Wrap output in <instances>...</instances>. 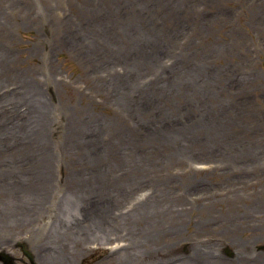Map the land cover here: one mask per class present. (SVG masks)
<instances>
[{"label":"rangeland","instance_id":"rangeland-1","mask_svg":"<svg viewBox=\"0 0 264 264\" xmlns=\"http://www.w3.org/2000/svg\"><path fill=\"white\" fill-rule=\"evenodd\" d=\"M3 202L15 264H264V0H0Z\"/></svg>","mask_w":264,"mask_h":264},{"label":"bare ground","instance_id":"bare-ground-1","mask_svg":"<svg viewBox=\"0 0 264 264\" xmlns=\"http://www.w3.org/2000/svg\"><path fill=\"white\" fill-rule=\"evenodd\" d=\"M69 195H71V196H69L67 199H65L63 201L62 207L59 209L60 213L57 215L58 219L55 221L56 223L53 225V230L57 231L58 233L63 232L64 236L72 237L75 239L78 237L79 239H81V237L78 236V235H80V233H79L78 229L75 230L76 227L74 226V223H73V221L75 220V216H74L73 220L71 219L72 212L75 211L77 208H79V205L73 199L74 195L76 196V194H74V190H73V193H70ZM138 199H142V198L138 197ZM11 201L12 200H10L9 202H11ZM92 202H93V200H92ZM24 203L29 204L30 202H27L24 200ZM12 204L13 205H12L11 209L10 208L6 209L4 202L0 204V246L5 244V241L3 240V233L8 228V227H6L8 221H10L11 223H17V225H19L25 219L41 213V211H39V210L36 211L35 207H33V206L31 207V210L23 209V208H20V210H17L14 207L15 203L12 202ZM140 205L141 204H138L135 206H136V208H140L141 207ZM99 209L105 210L106 207L104 206L103 209H101V208H99ZM105 215H107V213H105ZM103 217L104 216L100 217V219L102 221H103ZM97 222H98V220L95 219V221H93L91 223V226H90L91 230H93L92 228L94 225H97ZM109 225L107 227H106V225L103 226V227H106L105 230L110 229L109 227H111V226H109ZM102 228L100 229L101 232H102ZM43 256L47 260L57 262V264H68L67 261L65 263H63V261H62L63 260V254H60V251H58L57 249L54 250L53 252H43ZM34 257H35V255H34ZM143 257L146 258L145 256H143ZM34 259H36V257Z\"/></svg>","mask_w":264,"mask_h":264},{"label":"water","instance_id":"water-1","mask_svg":"<svg viewBox=\"0 0 264 264\" xmlns=\"http://www.w3.org/2000/svg\"><path fill=\"white\" fill-rule=\"evenodd\" d=\"M28 256L31 257L29 254H28ZM1 259L4 260L7 264H8L9 261H10V258H9V256H7V255H3Z\"/></svg>","mask_w":264,"mask_h":264}]
</instances>
